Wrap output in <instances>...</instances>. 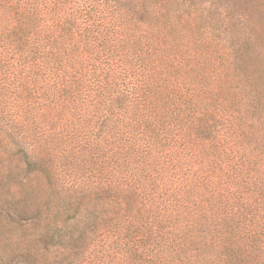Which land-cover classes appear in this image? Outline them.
Returning <instances> with one entry per match:
<instances>
[{
  "label": "trees",
  "instance_id": "trees-1",
  "mask_svg": "<svg viewBox=\"0 0 264 264\" xmlns=\"http://www.w3.org/2000/svg\"><path fill=\"white\" fill-rule=\"evenodd\" d=\"M242 16L0 0V131L53 192L121 206L70 232L74 264H264V51Z\"/></svg>",
  "mask_w": 264,
  "mask_h": 264
},
{
  "label": "rangeland",
  "instance_id": "rangeland-1",
  "mask_svg": "<svg viewBox=\"0 0 264 264\" xmlns=\"http://www.w3.org/2000/svg\"><path fill=\"white\" fill-rule=\"evenodd\" d=\"M230 4L243 14L236 25L256 31V44L264 51V0H230ZM261 88L264 96V80ZM120 207L96 195L53 192L41 173L27 170L18 146L0 131V264H74L86 247L71 246L70 232L113 216ZM73 211L79 213L78 223L69 229L63 219ZM40 230L46 238L56 235V245L38 243Z\"/></svg>",
  "mask_w": 264,
  "mask_h": 264
}]
</instances>
